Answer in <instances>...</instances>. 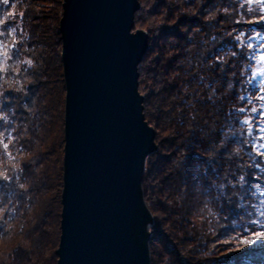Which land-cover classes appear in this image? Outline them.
<instances>
[{"label": "trees", "instance_id": "trees-1", "mask_svg": "<svg viewBox=\"0 0 264 264\" xmlns=\"http://www.w3.org/2000/svg\"><path fill=\"white\" fill-rule=\"evenodd\" d=\"M49 1L56 6L49 8ZM156 4L150 46L139 65L140 76L148 70L151 81L144 95L146 119L161 133L156 134L159 146L148 156L143 175L145 198L154 214L152 264H264V242L243 243L251 238L247 229L252 222H264L251 207L264 200V191H256L264 188V181L254 179L264 176V155L256 148L257 143L264 148L259 131L264 100L259 81L249 82L264 48V22L251 21L264 17V8L248 0ZM148 11L136 12L142 24ZM61 13L62 0H0V42L15 40L0 71V139L8 145L0 144V243L8 247L0 251V264L57 262L56 249L47 250L51 237L58 246L60 219L54 239V227H47L55 209L49 212L50 200L40 203L37 195L49 193L53 184L48 176L50 134L43 135L49 118L53 121L52 108L42 106L47 116L39 122L30 81L34 64L27 62L35 59L38 37L48 42L49 30H55V42L61 44ZM242 33L255 49H240L235 37ZM51 51H40L43 65ZM247 119L253 123L246 124ZM60 140L62 148L63 135ZM240 175L246 177L243 187ZM59 180L62 188V176ZM229 197L231 204L226 202Z\"/></svg>", "mask_w": 264, "mask_h": 264}, {"label": "water", "instance_id": "water-1", "mask_svg": "<svg viewBox=\"0 0 264 264\" xmlns=\"http://www.w3.org/2000/svg\"><path fill=\"white\" fill-rule=\"evenodd\" d=\"M139 0H62L64 81L60 236L56 264H152L145 198L157 149L139 90L148 34Z\"/></svg>", "mask_w": 264, "mask_h": 264}, {"label": "rangeland", "instance_id": "rangeland-1", "mask_svg": "<svg viewBox=\"0 0 264 264\" xmlns=\"http://www.w3.org/2000/svg\"><path fill=\"white\" fill-rule=\"evenodd\" d=\"M139 2H140V8H143V10L145 9L146 11L149 10L148 12H146V15H145L146 17H148V20L142 24V22L140 21V15L138 13H136L135 26L133 28V31L136 32L137 30H144L147 32L148 38H149V30L151 27V20L155 19L154 13L157 11V10L155 11V6L157 5L156 7H158V4H156L157 0H153L151 3H150V0H139ZM54 3L55 2H53V1H51V2L49 1L48 4H49V6H51L49 8L55 7L56 5H54ZM52 5H54V6H52ZM141 11H142V9H141ZM49 14H50V12H49ZM141 14H142V12H141ZM138 18H139V20H138ZM159 20H161V18H159ZM145 24H148V26H146ZM52 25H54V24H52ZM45 33H47V32H45ZM51 38H52V40H51ZM40 39L42 40V42ZM47 39H48V42H45V41H43L44 39L39 38V37L37 38V42H39L38 43L39 45L37 46V51L34 52V58L35 59L31 62L28 60L29 62H27V63L29 64V66L32 65V63L34 64L33 68H32L33 72H32L30 81H32L34 86H35L34 87L35 95L37 94V97L35 98V103L37 104V108H35V109L39 113V122L43 123L44 122V115H45V117L47 116L46 114L43 113L44 108H42V106L43 107L46 106L47 108L50 107L49 111H51V108H52L53 121L51 120V118L48 117L49 120L51 121V123L49 124L48 128L43 133V135L47 132H48V135L50 134L47 137V144H48L49 148H52V150H51L52 153L50 154L49 160H48V164L51 167V168L49 167L50 175H48V176L52 177L53 184H52V186H50L51 189L49 188V193H47L48 195L45 194L41 197L40 192L37 195L40 196L39 197L40 203L44 202L45 199L47 201L50 200V202H51L50 204H49V202L46 201V204L47 205L49 204V207L47 208V210L49 212H51V210L53 208L55 209L54 214L56 213V215L53 216L52 213L50 214L51 215V220H50L51 226H48L49 228L47 227L48 230L50 228H51V230H53L52 227H54V229L56 231V235H54L53 238L55 239L57 236L58 229H59L57 227V222H58L57 219H60V217L59 218L57 217L58 213H60V211L58 209L59 208V204H58L59 203V200H58L59 195H58V199H57V192L59 193V189L61 188V186L59 184L60 183L59 179H60V176H62L63 145L61 148L60 138H61V135H63V116H61V113H63L65 89H64V81H63V74H62V63H61V59L59 57L61 44L60 43L57 44L55 42V40H56L55 30L54 31L53 30L48 31ZM45 44H47V45L45 46ZM149 44H150V42H149ZM42 48L43 49L47 48V50L49 49V50L53 51V52L51 51L52 54L50 55V57L48 55V58L45 59V65L42 64V63H44L42 61L43 60V54H42V52L40 53V51L43 50ZM142 82H144V84H142ZM139 84H140L139 90L143 96L146 95L147 93H149L151 81L148 82V70L143 71V74H141V76L139 78ZM49 94L51 96V99L49 97ZM144 99H145V97H144ZM151 126L155 129L154 125H151ZM155 134L158 135L161 133L158 132L157 129H155ZM156 136H155V142H156L157 149H158L159 143H158V140L156 139ZM12 139H13V137H12ZM55 149H56V152L54 151ZM49 179H50V177H49ZM60 194H61V191H60ZM55 198L57 200H55ZM45 209H46V207H45ZM152 214H153V212H152ZM153 217H154V214H153ZM153 223H154V220H153ZM152 224H151V226H152ZM151 226H150V232H151ZM29 228H30V226H28V229ZM151 235H152V232H151ZM50 239H51L49 242L50 249H48L47 251L48 252L51 251V253H52L54 251V249H56L57 247L55 248L56 244L53 243L54 241H52V237ZM25 241L27 242V244H30V243H28L29 241L27 239ZM7 248H8L7 244L0 243V251L2 249L6 250ZM52 263L53 262L51 261L49 264H52Z\"/></svg>", "mask_w": 264, "mask_h": 264}, {"label": "snow or ice", "instance_id": "snow-or-ice-1", "mask_svg": "<svg viewBox=\"0 0 264 264\" xmlns=\"http://www.w3.org/2000/svg\"><path fill=\"white\" fill-rule=\"evenodd\" d=\"M4 4H7L9 0H2ZM249 3L252 4H259L261 8H264V0H248ZM11 13H9L10 15ZM264 22V17L258 20L251 21V23H261ZM2 23V21H0ZM237 23H240V21H237ZM9 36H12L13 33L11 30L8 32ZM247 33H242L240 35H237L235 37L236 42L239 44V47L241 50H243L246 46L252 49L256 48V45L254 43H249L245 40V36H247ZM260 33H257V36H259ZM15 44V40L13 38V43L5 45L2 42H0V71L4 70L5 60L8 58V50L12 49ZM233 56H236V52L232 53ZM252 58V57H250ZM259 62L260 66L256 69L255 73L252 77L249 78V82L252 81H259V87L261 89V96L260 99L264 100V48L260 49V55H259ZM220 63H223V61H220ZM241 100L244 99V97H240ZM249 100H251V96H249ZM241 111H245L244 109H241ZM253 111H259L258 109H253ZM262 121H264V117L261 118ZM246 124L251 125L253 122L251 119H247L245 121ZM261 136L260 140H264V122H262L261 127L259 129ZM249 135H252V130L249 129ZM0 144H3L2 139H0ZM3 147L7 148V144H3ZM257 151L260 155H264V148L261 147L259 143L256 144ZM259 167V165H257ZM262 172H264V169H262ZM254 179L256 181H264V176H255ZM239 184L243 187L246 183V177L245 175H240L238 177ZM256 191H264V188H257ZM228 204L232 203L231 197H229L226 201ZM261 205H264V200L261 201ZM261 205H252L251 207L259 212V215L264 217V206ZM241 207H244L242 204ZM254 226H249L247 229L248 234L250 235V239H244L243 243L248 246L255 245L257 242H264V222H262L260 219H256L252 222ZM259 229V230H257Z\"/></svg>", "mask_w": 264, "mask_h": 264}]
</instances>
